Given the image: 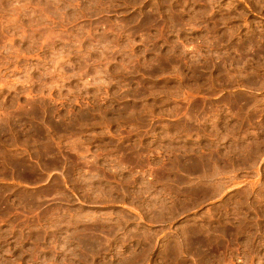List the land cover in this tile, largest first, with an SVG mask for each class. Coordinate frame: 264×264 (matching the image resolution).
Masks as SVG:
<instances>
[{
    "label": "rangeland",
    "instance_id": "obj_1",
    "mask_svg": "<svg viewBox=\"0 0 264 264\" xmlns=\"http://www.w3.org/2000/svg\"><path fill=\"white\" fill-rule=\"evenodd\" d=\"M0 264H264V0H0Z\"/></svg>",
    "mask_w": 264,
    "mask_h": 264
},
{
    "label": "bare ground",
    "instance_id": "obj_2",
    "mask_svg": "<svg viewBox=\"0 0 264 264\" xmlns=\"http://www.w3.org/2000/svg\"><path fill=\"white\" fill-rule=\"evenodd\" d=\"M123 158V157H122ZM138 162V161H137ZM13 166V165H12ZM123 166V165H122ZM23 167V166H22ZM98 191V190H97ZM100 193V192H99ZM121 227V226H120Z\"/></svg>",
    "mask_w": 264,
    "mask_h": 264
}]
</instances>
